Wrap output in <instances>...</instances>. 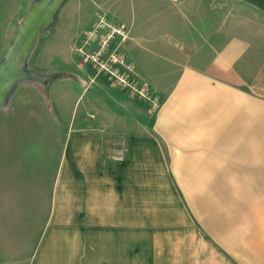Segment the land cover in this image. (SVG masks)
Here are the masks:
<instances>
[{"label":"crops","instance_id":"1","mask_svg":"<svg viewBox=\"0 0 264 264\" xmlns=\"http://www.w3.org/2000/svg\"><path fill=\"white\" fill-rule=\"evenodd\" d=\"M90 1L99 10L73 11L85 23L63 49L50 46L58 28L40 49L37 67L65 74L46 93H85L73 45L103 14L133 28L127 55L161 106L145 104L151 131L125 130L116 148L107 124H63L28 264H264V0ZM175 71L161 97L152 87Z\"/></svg>","mask_w":264,"mask_h":264},{"label":"rangeland","instance_id":"2","mask_svg":"<svg viewBox=\"0 0 264 264\" xmlns=\"http://www.w3.org/2000/svg\"><path fill=\"white\" fill-rule=\"evenodd\" d=\"M37 1L39 0H0V38L2 44L3 40L7 43L6 53L21 22ZM80 9L93 11L97 6L90 0H65L58 9L54 22L39 35L27 68L37 75L50 78L19 84L9 103L0 106V264H28L38 246L49 215L55 173L66 134L62 127L64 123L77 118V125L90 120L98 126L107 124L109 129L106 132L113 139L110 143L113 145L120 138L121 132L126 130L129 133L144 134L151 131L154 122V113L144 103L133 101L123 93L112 92L114 88L106 78L97 77L92 66L83 63L80 49L88 31L95 28L102 19L114 27H125L113 23L103 14L94 23L88 25L87 22L84 25L86 30L73 45L80 69H87L92 78L83 84L84 89H80L82 92L85 90V93L82 96L81 93H69L67 99L64 98V93H46L49 85L65 74H48L40 70L36 65L37 56L42 45L51 39L57 28L59 33L53 37L50 46L61 50L66 42L69 43L70 35L85 23L80 22L79 18L72 19L73 11ZM125 29L128 31L127 40L121 44L120 38H117L113 46H118V51L129 59L126 46L132 38L133 28L126 26ZM106 31L108 32L106 29L103 33ZM97 48L96 42L87 47L85 52L91 53ZM175 72L162 77L156 83L157 87H152L161 97L173 85L177 75V71ZM137 80L139 81L138 75ZM95 82L105 93H93ZM76 85L77 83L74 88L79 91ZM19 90H28L30 93H16ZM93 103L96 105L90 110ZM82 116L86 120H82ZM113 147L116 148V144ZM108 154L119 156L116 149H108Z\"/></svg>","mask_w":264,"mask_h":264},{"label":"built area","instance_id":"3","mask_svg":"<svg viewBox=\"0 0 264 264\" xmlns=\"http://www.w3.org/2000/svg\"><path fill=\"white\" fill-rule=\"evenodd\" d=\"M171 1L178 3L181 0ZM106 29L108 32L104 34ZM86 36L80 49L84 65L92 66L97 77H105L111 86L127 91L131 98L148 105L151 111L156 112L161 106L160 98L146 84L137 80L135 65L125 54L118 51V46H113L117 38H120L121 44L127 40L128 31L125 27H114L102 19ZM96 42L98 48L86 53L87 47Z\"/></svg>","mask_w":264,"mask_h":264},{"label":"water","instance_id":"4","mask_svg":"<svg viewBox=\"0 0 264 264\" xmlns=\"http://www.w3.org/2000/svg\"><path fill=\"white\" fill-rule=\"evenodd\" d=\"M64 1L39 0L30 7L14 41L0 61V106H6L9 103L19 84L50 78L37 75L29 71L27 67L40 33L54 22L56 13Z\"/></svg>","mask_w":264,"mask_h":264}]
</instances>
